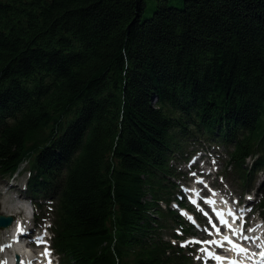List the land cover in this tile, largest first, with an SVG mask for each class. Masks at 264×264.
<instances>
[{"label": "trees", "instance_id": "trees-1", "mask_svg": "<svg viewBox=\"0 0 264 264\" xmlns=\"http://www.w3.org/2000/svg\"><path fill=\"white\" fill-rule=\"evenodd\" d=\"M179 2L0 0V177L28 171L60 264H195L170 205L195 146L264 216V0Z\"/></svg>", "mask_w": 264, "mask_h": 264}, {"label": "rangeland", "instance_id": "rangeland-1", "mask_svg": "<svg viewBox=\"0 0 264 264\" xmlns=\"http://www.w3.org/2000/svg\"><path fill=\"white\" fill-rule=\"evenodd\" d=\"M167 4L180 5V2L179 0H167ZM157 5H158V0H146V6L143 13V18L145 19L151 17ZM194 148L197 149L195 153V157H193L190 161H187L189 159L188 158L187 160L179 164V166H181L183 171L186 172L187 174L185 181H182L181 183L182 184L181 190L184 189V185L186 182L188 181H191L192 183L195 182L193 176L196 170L198 172L199 169H202L201 166L204 165L210 166L211 164L215 163L214 165H216L217 170H219L220 174H223L224 171L227 174L229 172V168L226 167L227 158L221 157L220 159H218L216 154L214 153L215 149L212 146L210 147L208 145H205L202 147L204 149L200 148L199 146H195ZM191 169L193 170L195 169V171L189 173ZM27 177H28V171L25 168L21 169L20 172L14 174L11 177H0V213L3 215H12L14 217L12 224H10L7 227H0V264H8V261L11 264H13L16 260V253L18 252L19 248H22L24 251H30L34 256H37L43 251V248L41 247H37V246L33 247L30 245H25V243H27L30 240V238H28L29 236L26 237L21 236L20 239L18 240L19 236L16 233L17 231L20 234L24 232H28L29 234H31L36 230H41V232H44L43 229L48 226V225L40 224L38 218L41 219L42 212L40 209H38V213L40 214L37 215L36 210L34 209V206L31 203V200L27 198L28 193L25 190ZM226 178L220 176L215 179L216 184L220 188H222L223 191L227 192L228 194H233V196L236 197H243V194L247 193V191L245 192V190L244 191L242 190L241 183L234 180L231 176L227 179ZM263 178H264V174L263 173L259 174V180L262 181ZM256 185L258 186V183H256ZM256 185L251 190L250 195L252 197L257 198ZM183 197L185 196L183 195ZM243 198H244L243 202H245V197ZM175 205L177 204L175 203ZM248 208L250 209V207ZM259 219L260 218L258 217V214L255 213L254 217L251 218L250 221H252V223H255ZM201 220L203 219L201 218L199 221ZM15 221H17L16 226L12 230H10V228L14 225ZM260 223L262 224L261 227L264 230V220L261 221ZM202 228H203V223L200 222L199 224L194 226L193 231H191V233L184 235L183 236L184 238L181 239V241H183L182 244L191 243L194 247V250H196L195 261H194L195 264H201V263L206 264L204 262V259L201 258L203 256V253H201L198 250V246L194 243L196 237L209 238L207 233L202 231ZM175 232L177 234L183 233V231H181L180 229L175 230ZM187 237H189V239H187ZM173 242H175V240H173ZM177 243H179V241H177ZM6 244H9V246L7 247ZM26 258H27L26 254L19 255V259L21 263L26 261ZM56 258H57V262L59 263L58 254L56 255ZM197 260H200L201 263H199Z\"/></svg>", "mask_w": 264, "mask_h": 264}, {"label": "snow or ice", "instance_id": "snow-or-ice-1", "mask_svg": "<svg viewBox=\"0 0 264 264\" xmlns=\"http://www.w3.org/2000/svg\"><path fill=\"white\" fill-rule=\"evenodd\" d=\"M193 203H195V201H193ZM207 203L214 204L215 202L209 200V201H207ZM229 215H231V213H229ZM217 216L219 217L221 224H224V225L230 227V225H228L227 220L224 219V214L223 213L217 212ZM213 227L215 228V225H213ZM216 231H217V233H219V229L218 228L216 229ZM233 231H235V230H233ZM244 239H248V237L245 236ZM224 242L232 244L233 249L238 251V252H244L245 251V249L239 247L238 245H235L228 236L223 237V239L221 241H206L205 243L216 244L218 246H222ZM197 243H199V241H197ZM201 251L207 252V249H201ZM44 254L48 255L47 250H45ZM209 255L212 256L213 258H215L217 261H220V262H222L223 259H224V258H222L220 256H216L215 254H212V253H209ZM49 264H50V262H49ZM231 264H235V262L233 261V262H231Z\"/></svg>", "mask_w": 264, "mask_h": 264}, {"label": "bare ground", "instance_id": "bare-ground-1", "mask_svg": "<svg viewBox=\"0 0 264 264\" xmlns=\"http://www.w3.org/2000/svg\"><path fill=\"white\" fill-rule=\"evenodd\" d=\"M16 224H17V221H15L14 225L10 228V230H12L16 226ZM23 235L27 236L28 232H24ZM6 246L8 247L9 244H6ZM18 252L16 254H19V255L20 254H24V255L26 254L27 255L26 263L33 264V263L36 262V264H43V262L45 261V255L43 253L38 254L37 256H34L30 251H24L22 248H19ZM243 259L246 262H248V264H253V263L250 262V260L248 258V255H243ZM8 264H11V263L8 261Z\"/></svg>", "mask_w": 264, "mask_h": 264}, {"label": "water", "instance_id": "water-1", "mask_svg": "<svg viewBox=\"0 0 264 264\" xmlns=\"http://www.w3.org/2000/svg\"><path fill=\"white\" fill-rule=\"evenodd\" d=\"M14 220V217L9 215V216H5L3 214L0 213V227H7L10 224H12ZM17 259H18V255H17Z\"/></svg>", "mask_w": 264, "mask_h": 264}]
</instances>
